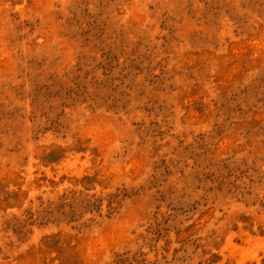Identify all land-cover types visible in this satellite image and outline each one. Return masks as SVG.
Segmentation results:
<instances>
[{
    "label": "rangeland",
    "instance_id": "obj_1",
    "mask_svg": "<svg viewBox=\"0 0 264 264\" xmlns=\"http://www.w3.org/2000/svg\"><path fill=\"white\" fill-rule=\"evenodd\" d=\"M0 264H264V0H0Z\"/></svg>",
    "mask_w": 264,
    "mask_h": 264
}]
</instances>
